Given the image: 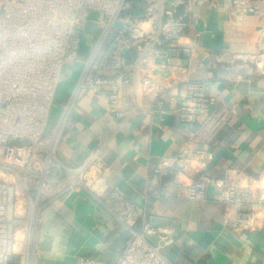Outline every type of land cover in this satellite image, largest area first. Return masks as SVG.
<instances>
[{
  "label": "built area",
  "instance_id": "1",
  "mask_svg": "<svg viewBox=\"0 0 264 264\" xmlns=\"http://www.w3.org/2000/svg\"><path fill=\"white\" fill-rule=\"evenodd\" d=\"M199 2L0 0V264H35L43 211L62 205L76 192L88 193L129 231L126 249L115 264H173L163 251L173 247L176 238L153 225L149 210L155 198L165 196L161 182L167 175L174 177L176 198L183 201L209 202L210 188L215 187L218 202L236 211L234 233L263 228L264 177L251 183L213 178L207 169L215 155L207 143L187 142L175 158H162L147 177L141 205L130 202L119 186L107 199L99 195L92 177L101 172L108 140L80 165L64 164L58 155L69 118L87 93L107 97L119 128L140 114L173 113L183 125L211 118L216 98L207 93L206 83L187 78L184 99L169 111L165 89L157 80L161 74H156L192 71L198 35L194 40L189 36L201 23L195 12ZM229 2L230 15L251 14L264 26V0ZM83 9L97 16L85 24L99 27L90 49L77 31ZM124 47L131 59L123 54ZM82 52L87 57L78 78L46 133L63 68L76 66ZM221 63L217 59L212 66L218 69ZM144 99L150 103L148 111ZM188 167H194L197 178L184 184L179 178ZM256 189L261 190L259 197ZM76 264L106 263L79 257Z\"/></svg>",
  "mask_w": 264,
  "mask_h": 264
},
{
  "label": "crops",
  "instance_id": "2",
  "mask_svg": "<svg viewBox=\"0 0 264 264\" xmlns=\"http://www.w3.org/2000/svg\"><path fill=\"white\" fill-rule=\"evenodd\" d=\"M229 7V0H200L195 12L201 23L189 36L194 40L198 35L192 71L157 77L165 89L169 111L184 99L187 78L206 83L207 93L216 98L210 119L183 125L173 113L159 112L137 115L119 128V120L108 111L107 97L87 93L77 102L58 155L64 164L80 165L102 140H108L101 172L92 177L104 199L119 186L130 202L141 205L147 177L161 159L175 158L181 146L191 141L211 147L215 159L207 171L213 178L251 183L264 177V78L239 79L222 65L218 69L212 66L217 59L232 66L236 56L256 52L264 39V26L251 14L230 15ZM122 52L132 58L127 48ZM80 70L70 80L68 96ZM143 104L148 111L149 101L144 99ZM193 169L188 167L179 178L182 183L196 180ZM161 189L165 196L155 198L149 210L153 225L176 238L175 245L163 251L171 263L264 264V219L260 230L236 234L231 229L236 211L218 202L215 187L210 188L209 202L176 198L170 175L163 178ZM260 193L255 190V196ZM129 235L88 193L76 192L62 205H49L43 211L35 264H76L79 257L115 264ZM150 242L156 244L155 239Z\"/></svg>",
  "mask_w": 264,
  "mask_h": 264
},
{
  "label": "rangeland",
  "instance_id": "3",
  "mask_svg": "<svg viewBox=\"0 0 264 264\" xmlns=\"http://www.w3.org/2000/svg\"><path fill=\"white\" fill-rule=\"evenodd\" d=\"M79 17L83 18V23L79 24L77 31L79 35H82L84 46L87 49H90L93 45L94 39L97 37L99 32V27L95 24L89 23V25L85 24L86 21H95L97 20L96 14H94L89 9H83L79 13ZM87 57L86 52H82L80 54V61L77 66H65L64 72L62 73V78L60 82V86L57 91L56 100L54 102L52 112L49 119V125L46 133H49L53 126L55 125L61 111L62 107L67 99L68 92L70 89V80L74 76L75 73L80 70V63L84 61ZM234 65L228 66V64H220L222 65V69L226 71H230L235 74V76L248 78L251 76H258L264 78V39L261 42V45L257 48V51L252 54H242L239 55L233 61ZM34 185V183H32ZM22 198V197H21ZM20 198V201L22 200Z\"/></svg>",
  "mask_w": 264,
  "mask_h": 264
},
{
  "label": "water",
  "instance_id": "4",
  "mask_svg": "<svg viewBox=\"0 0 264 264\" xmlns=\"http://www.w3.org/2000/svg\"><path fill=\"white\" fill-rule=\"evenodd\" d=\"M169 71L168 72H166V73H159L158 71L156 72V74H161V75H163V76H165V75H169Z\"/></svg>",
  "mask_w": 264,
  "mask_h": 264
}]
</instances>
